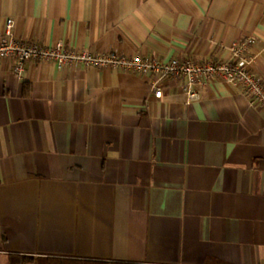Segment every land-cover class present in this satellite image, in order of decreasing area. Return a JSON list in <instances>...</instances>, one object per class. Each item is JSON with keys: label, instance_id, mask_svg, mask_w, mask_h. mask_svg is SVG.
<instances>
[{"label": "crops", "instance_id": "0c3cea01", "mask_svg": "<svg viewBox=\"0 0 264 264\" xmlns=\"http://www.w3.org/2000/svg\"><path fill=\"white\" fill-rule=\"evenodd\" d=\"M129 56L218 60L264 0H0V34ZM0 59V255L264 264V110L212 78ZM154 85L161 88L155 96ZM32 264V263H30Z\"/></svg>", "mask_w": 264, "mask_h": 264}, {"label": "built area", "instance_id": "2783aa9c", "mask_svg": "<svg viewBox=\"0 0 264 264\" xmlns=\"http://www.w3.org/2000/svg\"><path fill=\"white\" fill-rule=\"evenodd\" d=\"M17 18L9 16L4 31L0 34V59L15 60L14 73L21 76L24 65L31 59L54 61L60 68L65 66H95L131 71L140 75H152L157 79H182L181 85L190 98L198 99L192 87L212 78L223 79L243 89L252 103H258L264 110V82L253 69L252 47L255 38L244 36L228 46V57L218 60L171 59L158 61L151 56H129L114 51L93 52L89 47L65 48L62 42L53 46L21 40L15 33ZM155 96L161 98L163 91L154 85Z\"/></svg>", "mask_w": 264, "mask_h": 264}, {"label": "trees", "instance_id": "16d2710c", "mask_svg": "<svg viewBox=\"0 0 264 264\" xmlns=\"http://www.w3.org/2000/svg\"><path fill=\"white\" fill-rule=\"evenodd\" d=\"M9 264H137L130 262H121V261H93V260H84V259H73V258H63L55 256H28L20 254H10L9 255Z\"/></svg>", "mask_w": 264, "mask_h": 264}, {"label": "rangeland", "instance_id": "374dc122", "mask_svg": "<svg viewBox=\"0 0 264 264\" xmlns=\"http://www.w3.org/2000/svg\"><path fill=\"white\" fill-rule=\"evenodd\" d=\"M10 260L7 256L5 255H0V264H9ZM30 264V263H27Z\"/></svg>", "mask_w": 264, "mask_h": 264}]
</instances>
